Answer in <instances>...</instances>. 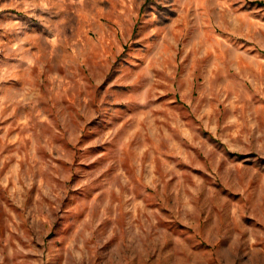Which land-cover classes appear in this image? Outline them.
I'll return each instance as SVG.
<instances>
[{
  "label": "rangeland",
  "instance_id": "obj_1",
  "mask_svg": "<svg viewBox=\"0 0 264 264\" xmlns=\"http://www.w3.org/2000/svg\"><path fill=\"white\" fill-rule=\"evenodd\" d=\"M264 0H0V264H264Z\"/></svg>",
  "mask_w": 264,
  "mask_h": 264
},
{
  "label": "trees",
  "instance_id": "obj_2",
  "mask_svg": "<svg viewBox=\"0 0 264 264\" xmlns=\"http://www.w3.org/2000/svg\"><path fill=\"white\" fill-rule=\"evenodd\" d=\"M258 3L261 4V5H264V2H262V1H259Z\"/></svg>",
  "mask_w": 264,
  "mask_h": 264
}]
</instances>
